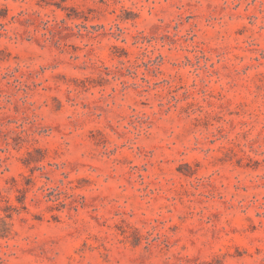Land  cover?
<instances>
[{
  "label": "rangeland",
  "instance_id": "obj_1",
  "mask_svg": "<svg viewBox=\"0 0 264 264\" xmlns=\"http://www.w3.org/2000/svg\"><path fill=\"white\" fill-rule=\"evenodd\" d=\"M0 264H264V0H0Z\"/></svg>",
  "mask_w": 264,
  "mask_h": 264
}]
</instances>
